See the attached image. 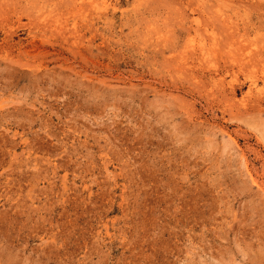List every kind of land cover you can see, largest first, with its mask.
<instances>
[{"label": "rangeland", "instance_id": "1", "mask_svg": "<svg viewBox=\"0 0 264 264\" xmlns=\"http://www.w3.org/2000/svg\"><path fill=\"white\" fill-rule=\"evenodd\" d=\"M0 264H264V0H0Z\"/></svg>", "mask_w": 264, "mask_h": 264}, {"label": "bare ground", "instance_id": "2", "mask_svg": "<svg viewBox=\"0 0 264 264\" xmlns=\"http://www.w3.org/2000/svg\"><path fill=\"white\" fill-rule=\"evenodd\" d=\"M231 28V27H230ZM233 32V31H232ZM233 34V33H232ZM37 48V47H36ZM203 56V55H202Z\"/></svg>", "mask_w": 264, "mask_h": 264}]
</instances>
